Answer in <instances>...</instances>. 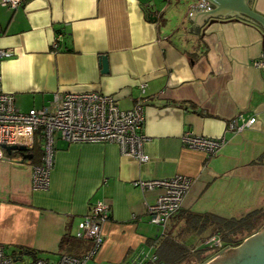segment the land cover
Masks as SVG:
<instances>
[{
    "label": "crops",
    "instance_id": "crops-1",
    "mask_svg": "<svg viewBox=\"0 0 264 264\" xmlns=\"http://www.w3.org/2000/svg\"><path fill=\"white\" fill-rule=\"evenodd\" d=\"M243 2L264 15V0ZM193 5L204 8L198 0H23L15 8L0 0V49L11 52L0 61L1 89L15 107L53 108L55 93L91 90L112 95L122 109L142 101L148 155L138 161L115 142L68 143L56 136L44 189L31 188V156L0 159L6 250L24 246L56 261L65 250L61 237L73 235L102 201L109 217L89 264L154 252L163 228L149 222L146 206L161 190L142 189L139 180L191 178L166 223L171 232L183 224L182 211L230 217L241 206L264 207V64L254 63L264 61V31L231 14L206 17L197 32L189 30ZM237 114L255 121L230 131L227 122ZM186 131L225 141L208 155L182 141Z\"/></svg>",
    "mask_w": 264,
    "mask_h": 264
},
{
    "label": "built area",
    "instance_id": "built-area-1",
    "mask_svg": "<svg viewBox=\"0 0 264 264\" xmlns=\"http://www.w3.org/2000/svg\"><path fill=\"white\" fill-rule=\"evenodd\" d=\"M2 2L15 8L23 0H2ZM198 5L205 8L208 2L198 0ZM10 53L8 50L0 49V61ZM254 63L262 65L264 61L258 59ZM140 87L143 88L144 84H140ZM53 102V108L40 107L20 111L14 105L13 96L2 91L0 80V159H15L14 161L17 162V157H12L11 154H21L17 150L7 153L4 146L23 145L28 151L33 146L36 136L41 140L40 162L31 165L32 189H44L49 184L56 136L68 143L115 142L122 153L138 161L148 160V155L142 148L145 136L140 132L144 121L142 101H136L132 107L122 109L112 95L91 90L62 95L55 93ZM254 121L255 117L245 119L242 114H237L228 120L227 129L240 131ZM182 141L188 147L202 150L210 155L220 148L225 139L223 136L196 135L186 131ZM191 181L189 176L183 174H175L163 179L137 181L142 189L157 187L161 190L155 200L146 206L149 222L164 229L168 219L179 209ZM108 217L107 204L97 201L91 206L88 214L78 222L74 235L91 241V247L81 255L62 253L56 261L41 257L24 261L22 256L11 255L0 243V264H86L101 245L100 225ZM207 243L218 248L221 246L216 236L207 239ZM147 262H157V256L153 252L139 251L132 257L114 264H146Z\"/></svg>",
    "mask_w": 264,
    "mask_h": 264
},
{
    "label": "trees",
    "instance_id": "trees-1",
    "mask_svg": "<svg viewBox=\"0 0 264 264\" xmlns=\"http://www.w3.org/2000/svg\"><path fill=\"white\" fill-rule=\"evenodd\" d=\"M259 28L264 31L260 26ZM57 45L58 42H55L54 47ZM64 49L69 50L67 47ZM40 142V138L36 136L33 146L28 149L31 160L35 164L40 162L42 152ZM178 217L182 218L183 224L174 232L163 229L161 235L156 238L159 241L153 252L157 256V262L146 264H159L160 262L161 264H183V262L204 264L213 256L207 254L206 250L215 249L216 254L221 253L225 248L230 249L239 245L244 238L264 227V208L262 207L254 208L239 217H224L210 212L192 211H182ZM211 236L219 238L221 242L219 248L207 243V239ZM59 246L65 247L68 254L81 255L91 247V241L66 232L61 237ZM10 254L19 257L22 254H30L31 259L37 258L35 250L24 246L12 248Z\"/></svg>",
    "mask_w": 264,
    "mask_h": 264
},
{
    "label": "water",
    "instance_id": "water-1",
    "mask_svg": "<svg viewBox=\"0 0 264 264\" xmlns=\"http://www.w3.org/2000/svg\"><path fill=\"white\" fill-rule=\"evenodd\" d=\"M210 2L207 7L198 9L193 5L188 15L192 21V27L189 30L197 32L198 26L207 18L216 20L224 18L226 15H233L237 18H244L250 22L258 24L264 29V15L252 9L251 5L243 0H206ZM102 71H107L106 56L101 58ZM7 153L11 150L19 151L23 157L29 158L27 149L23 145L4 146ZM204 264H264V227L252 233L242 240V242L228 250L226 254L218 256Z\"/></svg>",
    "mask_w": 264,
    "mask_h": 264
},
{
    "label": "rangeland",
    "instance_id": "rangeland-1",
    "mask_svg": "<svg viewBox=\"0 0 264 264\" xmlns=\"http://www.w3.org/2000/svg\"><path fill=\"white\" fill-rule=\"evenodd\" d=\"M262 208H264V207H262ZM246 212H248V210H245L244 207L242 208V206H241V207L238 208L237 211L234 210L232 213L235 214V217H237V216L239 217V216L245 214ZM232 248H230V249L229 248H225V249H223L221 251V253L219 252L218 254H216L215 249H208V250H206L207 251V254H212L213 256L210 259H208L206 262H204V263H207V262H209L211 260H214V259H216L220 255L226 254L228 252V250H231ZM11 251L12 250H7V252H9V253H11ZM41 253H43V252H41ZM62 253H69V252H67L65 250H62ZM31 258H32V255H30V254H22V260H24V261H29ZM41 258H43V257H41ZM89 263L90 262H87L86 264H89ZM183 264H186V262H183Z\"/></svg>",
    "mask_w": 264,
    "mask_h": 264
}]
</instances>
